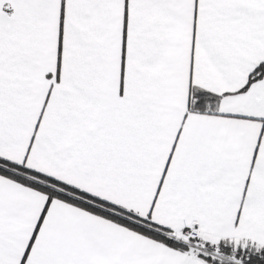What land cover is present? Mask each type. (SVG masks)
Segmentation results:
<instances>
[{
	"label": "snow or ice",
	"instance_id": "6c2138e0",
	"mask_svg": "<svg viewBox=\"0 0 264 264\" xmlns=\"http://www.w3.org/2000/svg\"><path fill=\"white\" fill-rule=\"evenodd\" d=\"M0 264H264V0H0Z\"/></svg>",
	"mask_w": 264,
	"mask_h": 264
}]
</instances>
